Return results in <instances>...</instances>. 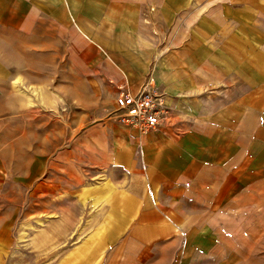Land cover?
<instances>
[{
	"label": "crops",
	"instance_id": "obj_1",
	"mask_svg": "<svg viewBox=\"0 0 264 264\" xmlns=\"http://www.w3.org/2000/svg\"><path fill=\"white\" fill-rule=\"evenodd\" d=\"M46 72L69 73L86 108L32 166L44 183L67 166L87 178L85 208L39 226L67 248L60 264H264V0H0L1 129L15 115L30 129L24 88ZM141 88L169 109L156 130L102 116Z\"/></svg>",
	"mask_w": 264,
	"mask_h": 264
},
{
	"label": "rangeland",
	"instance_id": "obj_2",
	"mask_svg": "<svg viewBox=\"0 0 264 264\" xmlns=\"http://www.w3.org/2000/svg\"><path fill=\"white\" fill-rule=\"evenodd\" d=\"M53 67L54 58H50L47 69ZM60 76L61 94L55 89L60 85ZM69 77V73L46 72L45 88L35 87L32 84L29 88H24L28 96L24 99L30 102L31 113L30 129H26L25 135L23 125L27 121L17 119L18 115H15L13 121L1 122L3 128L1 129L0 126V264L59 262V257L67 251V248L56 247L59 242H56L57 239L55 241L54 229H47L45 232L44 227L39 228V226H43L44 221L52 219L53 214L60 210L85 208V204H77L75 190L77 182L85 183L86 177L77 178L67 166L63 171L62 179L53 180L52 178L44 183L43 177L38 179L37 168L32 169L33 163L37 166L40 142L47 144L51 134L54 133V128L56 134L59 130L61 131L64 149L66 145H69L71 135L87 123L86 119L80 122L75 121L76 112H85L86 108L73 103L69 104V89L65 88L69 85ZM19 83L16 82L15 85ZM38 112L45 115L39 117L40 120L37 119ZM110 112L111 108L110 110L103 108L101 111L107 121L110 120L108 118ZM112 121L116 123L111 119ZM23 140L26 142L24 143ZM27 149L30 152H27ZM28 161L31 163V179L29 184H25L22 183L23 164L27 167ZM61 219L66 218H59ZM67 245L65 243L64 247Z\"/></svg>",
	"mask_w": 264,
	"mask_h": 264
},
{
	"label": "built area",
	"instance_id": "obj_3",
	"mask_svg": "<svg viewBox=\"0 0 264 264\" xmlns=\"http://www.w3.org/2000/svg\"><path fill=\"white\" fill-rule=\"evenodd\" d=\"M167 114L161 94L147 88H141L135 94L121 89L113 99L108 118L145 135L156 130Z\"/></svg>",
	"mask_w": 264,
	"mask_h": 264
}]
</instances>
